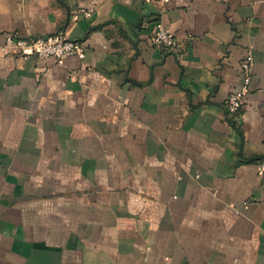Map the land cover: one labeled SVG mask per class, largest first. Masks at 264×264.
<instances>
[{
    "label": "crops",
    "instance_id": "obj_1",
    "mask_svg": "<svg viewBox=\"0 0 264 264\" xmlns=\"http://www.w3.org/2000/svg\"><path fill=\"white\" fill-rule=\"evenodd\" d=\"M59 32L0 49V264H264V0H0V44Z\"/></svg>",
    "mask_w": 264,
    "mask_h": 264
},
{
    "label": "built area",
    "instance_id": "obj_2",
    "mask_svg": "<svg viewBox=\"0 0 264 264\" xmlns=\"http://www.w3.org/2000/svg\"><path fill=\"white\" fill-rule=\"evenodd\" d=\"M89 16L90 13L82 9H77L73 13L75 20ZM152 41L157 47L162 49L171 51L183 49V45L176 35L164 27H160L155 31ZM0 49L4 52L16 49L24 58L34 56L42 61L50 58L59 61L67 55L83 53L81 45L77 41L70 39L64 32L41 37H18L8 34L4 42L0 44ZM241 73L242 85L238 90L230 93L225 105L227 114L234 118H239L251 90L253 70L252 56L250 54L241 63ZM259 169L264 174V160L259 162Z\"/></svg>",
    "mask_w": 264,
    "mask_h": 264
}]
</instances>
